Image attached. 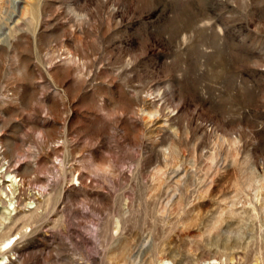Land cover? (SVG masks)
I'll list each match as a JSON object with an SVG mask.
<instances>
[{"label":"rangeland","instance_id":"374dc122","mask_svg":"<svg viewBox=\"0 0 264 264\" xmlns=\"http://www.w3.org/2000/svg\"><path fill=\"white\" fill-rule=\"evenodd\" d=\"M6 171L1 264H264V0H0Z\"/></svg>","mask_w":264,"mask_h":264},{"label":"bare ground","instance_id":"6f19581e","mask_svg":"<svg viewBox=\"0 0 264 264\" xmlns=\"http://www.w3.org/2000/svg\"><path fill=\"white\" fill-rule=\"evenodd\" d=\"M18 173V172H17ZM6 174H7V176L10 178V179H3V180H1L0 182H1V187H0V198H1V200H2V204H6V205H4V207H5V209L6 210H3V211H0V218L4 221L6 218H9L8 217V215L9 214H11V211H13V210H15L16 209V202H17V200L15 199V196H14V188L15 187H13L14 185H16V181H17V178H16V175L15 174H13V173H11V172H7L6 171ZM11 181L9 184H7V185H12V187H13V189H9V191H8V188L7 187H4V181ZM18 185V184H17ZM4 198H5V200H4ZM1 202V201H0ZM20 206V205H19ZM18 206V207H19ZM16 211V210H15ZM1 222V221H0ZM5 222V221H4ZM7 224V223H6ZM7 226V225H6ZM12 238V237H11ZM6 242H7V240H6ZM11 241L9 240L8 241V245L9 244H11L10 243ZM4 244H5V242H4ZM7 245V246H8ZM3 247H5V246H3ZM2 247V248H3ZM0 249H1V247H0ZM5 257H7V256H5ZM0 264H1V261H0ZM6 264V263H5Z\"/></svg>","mask_w":264,"mask_h":264}]
</instances>
